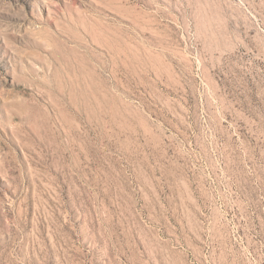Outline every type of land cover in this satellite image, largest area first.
Instances as JSON below:
<instances>
[{"label":"rangeland","instance_id":"374dc122","mask_svg":"<svg viewBox=\"0 0 264 264\" xmlns=\"http://www.w3.org/2000/svg\"><path fill=\"white\" fill-rule=\"evenodd\" d=\"M0 264H264V0H0Z\"/></svg>","mask_w":264,"mask_h":264}]
</instances>
